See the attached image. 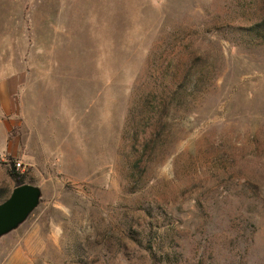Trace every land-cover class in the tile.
<instances>
[{
  "label": "rangeland",
  "instance_id": "obj_1",
  "mask_svg": "<svg viewBox=\"0 0 264 264\" xmlns=\"http://www.w3.org/2000/svg\"><path fill=\"white\" fill-rule=\"evenodd\" d=\"M262 16L264 0H0V203L12 162L41 189L0 264H264ZM189 71L173 142L130 194L144 103Z\"/></svg>",
  "mask_w": 264,
  "mask_h": 264
},
{
  "label": "trees",
  "instance_id": "obj_2",
  "mask_svg": "<svg viewBox=\"0 0 264 264\" xmlns=\"http://www.w3.org/2000/svg\"><path fill=\"white\" fill-rule=\"evenodd\" d=\"M248 34H251L252 37L263 38L264 39V16L256 21L253 25L247 27ZM193 73L190 71L185 74L183 78V83L181 85H177L176 89L170 88L161 91V97H157L156 92L153 91L155 97H152L149 101L146 100L144 103V107L142 109V113L140 114V122L136 124V126H140L137 128L136 133L141 135V139L139 136L136 141H140V147L138 149V154L136 155V160L134 161V166L132 167V171L129 173V183H130V194H138L142 190L145 189V180H146V167L150 160L154 159L156 156L163 155L165 149L173 142V133L172 126L167 117L170 113L169 107L171 103L175 102H189L188 95L191 92H188L190 88L187 85L192 80ZM174 79L173 84L177 81L175 76L172 77ZM172 79V80H173ZM159 98V100H158ZM193 114L199 115V112L196 110L192 111ZM167 146V147H166ZM16 162H12V166L10 168V174L16 180L17 186L24 184L23 175L19 172ZM156 200L154 202L161 203L165 200V197L160 194L156 196ZM160 201V202H158ZM173 212L171 210L166 212V216H172ZM125 228V243L128 245L129 241H132L136 244L142 243L137 236L140 232V222L135 219H127ZM171 228L174 226L171 225ZM169 229V228H168ZM159 235L157 232L150 231L147 234V240L149 241V249H151V255L157 256L159 250L162 251L165 249L164 240H161L155 248L153 245V241L158 242ZM164 255V253H160Z\"/></svg>",
  "mask_w": 264,
  "mask_h": 264
},
{
  "label": "water",
  "instance_id": "obj_3",
  "mask_svg": "<svg viewBox=\"0 0 264 264\" xmlns=\"http://www.w3.org/2000/svg\"><path fill=\"white\" fill-rule=\"evenodd\" d=\"M41 189L30 183L16 186L0 203V236L18 227L38 207Z\"/></svg>",
  "mask_w": 264,
  "mask_h": 264
},
{
  "label": "built area",
  "instance_id": "obj_4",
  "mask_svg": "<svg viewBox=\"0 0 264 264\" xmlns=\"http://www.w3.org/2000/svg\"><path fill=\"white\" fill-rule=\"evenodd\" d=\"M17 168L19 169L20 167L23 166V163L21 161H17L16 162Z\"/></svg>",
  "mask_w": 264,
  "mask_h": 264
},
{
  "label": "crops",
  "instance_id": "obj_5",
  "mask_svg": "<svg viewBox=\"0 0 264 264\" xmlns=\"http://www.w3.org/2000/svg\"><path fill=\"white\" fill-rule=\"evenodd\" d=\"M15 257L16 256H13L11 259H12V264H13V261H15L16 259H15ZM11 264V263H10Z\"/></svg>",
  "mask_w": 264,
  "mask_h": 264
}]
</instances>
